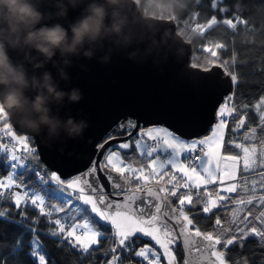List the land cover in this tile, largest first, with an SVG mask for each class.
<instances>
[{
	"label": "snow or ice",
	"instance_id": "6c2138e0",
	"mask_svg": "<svg viewBox=\"0 0 264 264\" xmlns=\"http://www.w3.org/2000/svg\"><path fill=\"white\" fill-rule=\"evenodd\" d=\"M197 3H199V0H197ZM242 7H244L243 0H233L231 3H227L226 0H212L211 8L219 11L221 19L217 20L216 15L213 14L206 24L189 25L185 22L184 30L189 33L197 32L204 36L205 33H211L220 24L226 25L228 29L233 31L237 29L238 25L251 28L252 25L249 24V21L244 18L243 13L240 11ZM192 15L195 18L198 13H192ZM172 20L176 21L177 18L174 17ZM189 38L191 39L190 35ZM226 48L227 46L222 42L213 43L208 41L201 46L200 51L209 53L210 56L202 63H193L191 66L205 73H211L213 66L219 67L223 69V74L230 77V83L235 87L238 84L237 75L234 71L230 72L225 67L228 61L221 62L216 51L219 49L226 50ZM197 59L199 60V57ZM232 63H236L235 53L232 56ZM211 78L212 76L205 77V79ZM229 99H231V96ZM262 105H264V97L255 106L256 111L259 113L260 135H257V128L250 127V132L245 133L243 136L246 141L257 140L259 142L261 146L260 162L257 163L255 158L257 152L255 144L251 145V149L244 144L234 145L235 148L241 149L243 154L242 171L245 173L250 172L253 168H264V111H261ZM245 107L247 106L245 105ZM234 112H236L235 107H229L227 104L220 106L217 110L219 119L216 124V129L220 131L213 132V135L206 139H193L190 142L183 141L179 135L166 127L137 128L136 120L131 117L117 121L113 128L105 133L102 142L96 145L100 149H104L105 145H108V148L105 149L107 155L104 156V162L99 166L93 162L86 172L65 180L55 171L49 173L46 168L41 169L34 165L33 161L38 159L36 149L30 147L28 137L18 136L12 130L10 123L7 122L8 111L0 107V121H4L3 127L0 128V135L8 136L15 141L12 145L8 143L0 144V151L5 153L4 159L8 161L6 167L11 169L3 179H0V201L10 204L16 212V215H13L7 211L3 204H0V264H25V261H27V264H55L45 254L46 249L37 238L36 230L37 225L40 223L39 219L30 220L25 215L28 208L33 209L37 217H43L44 222L50 226L51 230L45 235L57 238V242L60 244L76 248L82 256L91 257L94 252L100 251L102 242L107 243L112 240L114 244L110 247V252L116 253L117 249L130 252L132 257L141 258L140 264H144V262H147V264H160L161 256L167 258V264H175V256L169 245L173 244L180 236H183L187 246L189 239L194 235L201 238L199 241L200 247L196 251L211 249L210 257L215 258V260L211 261V264H247V261L242 262L234 255L226 259V252L233 250L237 246L243 247V242L250 236L259 237V246L264 247V230L257 228L254 224L249 227V224H251L249 216H252V209H248L242 220L239 219L236 211H234L232 223L236 224L237 220H239L237 226L235 228H221L220 232L214 235L213 232H201L199 228H190V226H193V220L184 211V206L190 205L194 207L195 203H199V201L194 202L190 193L178 195L176 189L180 185L174 184L171 191L166 188H160L159 191L147 188V194L154 197L157 201H161L165 209H167L162 213L161 203L151 204L149 202L155 212L148 215L147 218H145L144 209L139 207L133 209V204L138 198L136 193L145 189L140 184L136 186L135 191L130 187L133 180L140 181L142 184L150 180L154 181L155 177L160 175V170L167 168L169 165L173 169L183 172L188 177L182 184L184 188L198 186V184H190L188 182L193 180V176L189 175V171L195 174L197 180H202V177L196 172L197 167L207 173L209 177L207 181L203 182L213 183L215 174L219 171V165L217 164L209 170V165L212 163L211 159L202 158L199 154L194 156L192 154L197 153L199 147L200 151L203 152V157L218 155L220 148L223 147L222 130L227 126L228 118H232L237 130L245 125L244 119L239 114L234 115ZM117 129L123 135H131L132 130L135 129L137 136L141 137L140 139L134 138L132 141L118 143L116 148L128 149L134 143L135 147L140 149L139 154L141 157H152L153 159L148 161V175H144L145 169L143 167L138 169L130 163H125L119 150H112L110 141L115 138ZM218 135L220 139L214 141V138ZM143 137H147L150 141H155V144L147 143ZM211 143H215V147H210L209 151L204 152V148L209 147ZM21 145L23 152L19 151L18 148ZM181 150L188 154L186 156L187 159L199 161V163L193 164L190 170H186L187 166L179 163ZM161 152L168 154L162 161L159 155ZM221 158L237 162L240 160L239 156ZM157 161H160L159 170L153 167ZM97 167L100 168L101 174L104 175L111 188L121 190L127 188L129 193H131L125 197V203L121 204L113 201L104 194L103 185L97 175ZM112 173L116 175L113 176ZM125 173H128V175ZM164 175L170 174L164 172ZM258 175L260 177L259 186L264 189V172H260ZM89 176L92 178L91 182L88 180ZM23 177H28V179H23ZM175 179V175L171 174L168 183L172 184ZM181 179L183 180V177ZM29 180L32 181L31 184ZM121 180L124 182L123 184L120 183ZM256 184L257 181L252 180V187L249 188V178L242 176L239 188L236 184H232L225 188L224 191L226 193H252L236 199L235 203L237 205H252L254 200L264 205V194L255 195ZM36 189H40V191ZM41 192L44 194L41 195ZM161 193L165 195L161 196ZM168 196L177 197L180 206L178 209L171 208L167 200ZM57 198L62 203V207H58L52 202ZM232 199L231 196L221 197L217 193V200L232 201ZM80 204L87 207H80ZM219 207L221 205L216 200L211 199V195H209L204 201L202 212L215 215L213 210ZM240 210L242 209L237 211ZM169 212L176 214V223L180 225L178 234L175 229L169 226L167 221L162 220V216H168ZM59 213L64 215L54 218ZM253 218L264 228V210H261L259 215ZM215 224L221 226V220L217 218ZM9 227L19 229V232L15 234L10 243L8 242ZM100 228L105 230L101 231ZM161 228L165 239H161L160 235H158L161 232ZM28 234H31V239L27 241V251L25 252V237ZM138 234L149 237L164 251L158 253L154 247L149 246L136 250V240L139 239ZM217 246H219V250ZM107 254L105 253V255ZM259 259L264 260V254ZM83 264H89V262L84 261ZM107 264H125V262L116 255L111 257ZM183 264H188V261L185 260Z\"/></svg>",
	"mask_w": 264,
	"mask_h": 264
},
{
	"label": "clouds",
	"instance_id": "9594fccd",
	"mask_svg": "<svg viewBox=\"0 0 264 264\" xmlns=\"http://www.w3.org/2000/svg\"><path fill=\"white\" fill-rule=\"evenodd\" d=\"M189 3L190 0H0V107L22 129L40 136L48 146L82 139L89 122L70 114L61 116L67 105L83 99L81 89L61 87V82L71 80L68 69L81 58L108 63L114 52L126 51L133 45L136 47L128 52L129 59L165 50L181 55L182 49L174 46L180 40L190 42L189 36L183 32L173 34L164 22L179 16ZM75 10H79L78 15L70 19V12Z\"/></svg>",
	"mask_w": 264,
	"mask_h": 264
},
{
	"label": "water",
	"instance_id": "95a60500",
	"mask_svg": "<svg viewBox=\"0 0 264 264\" xmlns=\"http://www.w3.org/2000/svg\"><path fill=\"white\" fill-rule=\"evenodd\" d=\"M78 11H71L69 18L75 19ZM164 27L173 34L177 33L172 19L165 21ZM135 47L136 45H133L126 51L114 52L108 63H100L98 58H81L68 69L71 80L61 82V87L65 90L70 87L81 89L83 99L79 103L67 105L61 111V116L67 117L70 114L78 120L85 119L89 122L90 127L82 139L67 140L66 144L57 142L48 146L40 136L22 129L9 115L7 121L13 130L31 138L40 162L46 168L56 171L63 179L86 172L93 162L98 166L102 164L108 145L106 144L104 149L97 148L96 145L117 121L127 117L136 120L137 128L159 125L185 140L205 135L215 122L218 105L224 96L233 90L230 77L223 74V69L213 66L211 73H205L191 66L190 42L180 40L174 46L182 49L179 56L174 50H165L159 54L154 52L149 56L141 55L136 59H129L128 52ZM144 47L145 45H140L141 51ZM81 65L88 70L84 71ZM48 67L55 75V69L51 65ZM209 76L212 78L205 79ZM136 133L133 129L131 135H116L110 141L112 149L116 148L118 143L132 140ZM61 148L64 151H61ZM97 175L103 185L104 194L113 201L125 203V197L131 194L127 188H111L99 167ZM91 179L89 176V182ZM120 183L124 182L121 180ZM142 188L145 190L136 193L138 198L133 204V209H144L145 218L155 212L151 204L161 203L162 213L167 210L161 201L147 194V188L159 191L158 185L147 184ZM164 195L161 193V196ZM167 200L171 208L178 209L169 197ZM175 215L169 212L168 216H162V220L167 221L178 234L180 225L176 223ZM200 239L193 235L186 246L185 238L180 236L174 243L181 249L182 262L175 264H183L185 260L188 264H211V261L215 260L210 257L211 249L196 251L200 247ZM125 264L138 263L128 261Z\"/></svg>",
	"mask_w": 264,
	"mask_h": 264
},
{
	"label": "trees",
	"instance_id": "16d2710c",
	"mask_svg": "<svg viewBox=\"0 0 264 264\" xmlns=\"http://www.w3.org/2000/svg\"><path fill=\"white\" fill-rule=\"evenodd\" d=\"M212 0H190V3L186 10H184L175 22L176 32H183L186 35H190V44L192 53L195 54V58L191 59V64L193 63H202L206 58L210 56L209 53L201 52V46L205 45L208 41L222 42L227 48L216 50L218 52L220 61H228V64L225 67L228 68L230 72L234 71L238 78V84L233 87L232 90V107H235L236 112L234 115L239 114L245 121L244 127L237 130L236 124L233 123L232 118L230 117L227 121V126L225 128L223 147L221 149L222 155H233L239 156V170L238 178L236 179L237 186L239 188L241 177L247 176L249 178V188L252 187L251 181L256 180V196L264 194V189L260 188V177L258 173L264 172V168H253L248 173L242 171V152L241 149L235 148V144H255L257 150H261V146L257 140L246 141L243 139L245 133L250 132L251 128H257V135H260L261 129L259 127V113L256 111L255 106L264 97V0H243L244 7L240 9L243 13L244 18L249 21V24L252 25L251 28L247 26L238 25L235 31L228 29L226 25L220 24L211 33H205L204 36H201L197 32H187L184 30L185 22L189 25L195 24H206L207 21L211 18L213 14L216 15L217 20L221 19V14L218 10L211 8ZM227 3L233 2V0H226ZM219 7V5H218ZM192 13H198V15L193 18ZM233 53L236 55V63H232ZM199 57V60L197 59ZM215 59V58H213ZM245 105L247 107H245ZM262 109V107H261ZM238 123V121H237ZM121 134L120 130L115 131V135ZM103 138L100 140L102 142ZM31 141V140H30ZM131 141V139H130ZM231 141V143H229ZM117 149V148H114ZM113 149V150H114ZM121 153V157L127 162L138 165L144 164L146 160H143L137 153L135 147L132 145L128 149H118ZM5 153L0 151V174L3 175L9 169L6 167L7 160L4 159ZM257 163L260 162V156ZM256 158V157H255ZM38 166L43 167L44 165L40 162L39 159L33 161ZM171 175V174H170ZM170 175L165 176L170 179ZM175 175V174H174ZM23 179H28V177H23ZM31 184L32 181L29 180ZM40 191V189H36ZM44 194L43 192H41ZM177 194H182L180 191H177ZM252 194L250 193H226L223 192L221 195L223 197L231 196L232 201L223 200L219 201L221 207L214 209L212 213H203L202 207L205 201V196L202 193L192 196L195 206L186 205L184 206V211L186 214L193 220V226L190 228H199L201 232H213V234H218L221 228L232 227L235 228L239 223L237 220L236 224L232 223L233 212L236 211L237 216L240 220L243 219L244 215L247 214L248 209H252V216H249L251 227L253 224L261 229L262 226L256 221L253 217L259 215L261 210H264V205L258 203L257 200L253 201L252 205H237L235 200L240 196H247ZM171 202L180 207L178 204V199L175 196H168ZM57 200H59L57 198ZM0 204H3L8 212L16 215L15 209L5 201H0ZM80 207H87L83 204L79 205ZM238 209H242L237 211ZM38 211V210H37ZM25 215L30 220L39 219L40 223L37 225V238L44 245L46 249V255L50 258V261H54L55 264H83L84 261H88L89 264H107L108 259L111 257V252L109 251L110 244L112 240H109L107 243L102 242L100 245V251L94 252L91 257L82 256L81 253L76 248L68 247L64 244L57 242V238H54L50 235H45L49 232L50 226L44 222L43 217H37L35 211L31 208L26 210ZM59 214H56L57 218ZM94 216V214H92ZM211 217V218H209ZM221 220V226L215 224L216 219ZM242 226V225H241ZM107 227V226H105ZM101 231H104V228H100ZM19 232L18 228L9 227L8 229V242L10 243L15 234ZM231 235V233H229ZM139 239L136 240L137 246L143 244H152L151 240L148 237L138 234ZM31 239V234H28L25 237V249L27 251V241ZM259 237H249L243 242V247H235L233 250L226 252V259L235 256L238 260L247 261V264H264V260L259 259V257L264 254V247L259 246ZM173 255L175 256L176 263L182 262V253L180 247L173 243L170 247ZM219 250V246H217ZM105 253H108L105 255ZM119 256L120 260H123L125 263L128 261H134L140 264V259L131 256L130 252H124L120 249H117V252L114 253ZM163 259V258H162ZM27 264V261H25ZM145 264V263H144Z\"/></svg>",
	"mask_w": 264,
	"mask_h": 264
},
{
	"label": "rangeland",
	"instance_id": "374dc122",
	"mask_svg": "<svg viewBox=\"0 0 264 264\" xmlns=\"http://www.w3.org/2000/svg\"><path fill=\"white\" fill-rule=\"evenodd\" d=\"M259 102H260V101H259ZM259 102H258V103H259ZM258 103H257V104H258ZM224 104H227V102H226L225 100H224V101L222 100L221 103L218 105V107H217V109H216V115H217V110H218V108H219L220 106L224 105ZM257 104H256V105H257ZM261 107H262L261 111H264V105H262ZM217 123H218V120H215V122L211 125L209 131H208L205 135H203V136H201V137H199V138H197V139H206V138L212 136V135H213V132H219L220 130L216 129V124H217ZM225 128H226V127H225ZM225 128L222 130V131H223V140H224ZM17 135H18V134H17ZM18 136H21V135H18ZM22 136H24V135H22ZM181 139H182V138H181ZM219 139H220V137H219V135H218L217 137L214 138V141H218ZM182 140L185 141V142H190V141L193 140V139H190V140L182 139ZM251 145H253V144H249V145H245V146H247V147H249V148L251 149ZM210 147H211V148H214V147H215V143H211L210 146L206 148V149H207L206 152L210 150ZM221 149H222V148H220L218 155L210 156V157H204V158H205V159H211V161H212V163L209 165V170H211V169H212L213 167H215L217 164L219 165V171L216 172V174H215L213 184H214V183H217V182H218V181H217L218 179H219V180H223V179L226 178V177H229V178L232 179V180H229V181H220V184H224V183H225V184L227 185L226 187L221 188L220 190L217 189V193L219 194V196L223 197V195H221L220 192H221V193L225 192L224 189L227 188L228 186L232 185V184H236V185H237V183H236V179L238 178L239 162H237V161H233V160H231V159H222L221 157H233V155H222V154H221ZM112 150H113V149H112ZM114 150H118V149H114ZM260 152H261V150H259V151L257 150V152H256V160L259 159L258 154H259V156H260ZM138 153H139V152H138ZM105 155H107V152L104 153V156H105ZM185 155H187V153H186L184 150H181V155H180V157H179V163L182 164V165L187 166V169H186V170H190L192 166H191V165H188V164H187L184 160H182V158H181L182 156H185ZM104 156H103V162H104ZM250 159H251V157H250ZM150 160H151V159H149L148 161H150ZM148 161H147V163H144V164H138V165H134V164H132V166L135 167V168H138V169L141 168V167H143V168L145 169V172H144V173L149 174L148 166H147ZM114 162H115V161H114ZM125 163H129V162H127V161L125 160ZM130 164H131V163H130ZM169 167H170V169H171L174 173H176V176H180V178L183 177V181H186V180L188 179V177L185 176L183 172L177 171V169H173V168L171 167V165H169ZM10 171H11V170H10ZM10 171H8L7 173H9ZM196 172L199 173L200 177L203 178V181H207V180L209 179L207 173L203 172L199 167L196 168ZM7 173H6V174H7ZM6 174H5V175H6ZM125 174L127 175L128 173H125ZM5 175L0 176V179H3V178L5 177ZM189 175L193 176V180H191V181H192V182H196L197 179H196V177H195V174H194V173H191V172L189 171ZM232 177H234V178H232ZM71 178H74V177H70L69 179H71ZM191 181H188V182L191 183V184H193ZM194 187L199 189V187H197V186H194ZM181 193H183V192H181ZM217 193H216V194H212V195H211V199L216 200V202L219 204V201H220V200H217V196H216ZM208 197H209V196H208ZM208 197H207V198H208ZM214 197H215V198H214ZM178 202H179V201H178ZM162 232H163V229L161 228V232L158 233V235H160V238H161V239H165V237L162 235ZM141 235H142V234H141ZM142 236H143V235H142ZM148 238H149V237H148ZM149 239H150V238H149ZM150 240H151V239H150ZM151 242H152V244H148V243H146V244H143V245L137 246V249H136V250H139L140 248H143V247H145V246H149V247H154V248L157 250L158 253H161V252L164 251L163 249H161V248L159 247V245H156L154 241L151 240ZM169 247H171V245H169ZM113 256H116V254L112 253V254H111V257H113ZM111 257L108 259V261L111 259ZM135 258L141 260V258H139V257H135ZM162 258H163V259H162ZM164 262H167V258L164 257V256H161V257H160V264H164ZM144 263L147 264V262H144Z\"/></svg>",
	"mask_w": 264,
	"mask_h": 264
},
{
	"label": "built area",
	"instance_id": "2783aa9c",
	"mask_svg": "<svg viewBox=\"0 0 264 264\" xmlns=\"http://www.w3.org/2000/svg\"><path fill=\"white\" fill-rule=\"evenodd\" d=\"M192 58H195V54L194 53H191L190 54V59H192ZM231 96V99H229V97ZM226 102H227V105L229 106V107H232V92H230V93H228L224 98H223ZM230 118V117H229ZM229 118H228V120H229ZM216 119L218 120L219 118L218 117H216ZM227 120V121H228ZM8 122V121H7ZM3 123H4V121H0V128H2L3 127ZM9 123V122H8ZM12 130H13V128H12ZM14 131V130H13ZM16 134H18V133H16ZM18 135H22V134H18ZM25 136V135H24ZM26 137V136H25ZM135 138L136 139H140L141 137H138L137 136V134H136V136H135ZM143 139L147 142V143H149V144H155V141H150V140H148L147 139V137H143ZM29 142H30V147H34V144H33V142L32 141H30L29 140ZM5 143H8L9 145H12V144H14L15 143V141H13L10 137H8V136H4V135H0V144H5ZM18 148H19V151H21V152H23V147H22V145L21 146H18ZM35 148V147H34ZM204 150H205V148H204ZM203 150V151H204ZM137 152H140V150H138L137 149ZM139 154V153H138ZM197 154H199L200 156H202L203 155V152H201L200 151V149H199V147H198V149H197V153H193L192 155L194 156V155H197ZM188 155V154H187ZM187 155H185V156H183V160L188 164V165H191V166H193V164H197V162L198 161H194V160H192V159H187L186 158V156ZM139 156H140V154H139ZM141 157V156H140ZM143 160H146V159H148L149 157H141ZM9 159H10V157H9ZM7 163H8V161H7ZM34 163V162H33ZM7 165V164H6ZM34 165H37L36 163H34ZM38 166V165H37ZM39 168H41V169H45V168H42V167H40V166H38ZM11 170V169H10ZM48 171H49V173L50 172H52V171H54V170H50V169H47ZM56 172V171H55ZM58 174V173H57ZM59 175V174H58ZM128 175V174H127ZM144 175H148L147 173H144ZM175 177H176V179L173 181V183L172 184H169L168 183V178L167 177H162V178H160V177H155V179H154V181L153 180H150V181H148L147 183H141L140 181H136V180H133L132 181V189H136V186L138 185V184H140L141 185V187H143L144 185H147V184H156V185H158L159 186V188H166V189H168L169 191H171L172 189H173V185L174 184H176V185H180L176 190L177 191H180V192H183V193H190L191 194V196H193V195H196V194H199V193H202L203 195H207L208 194V189H198V188H195L194 186L193 187H189V188H184L183 186H182V184H183V180L180 178V176H176L175 175ZM62 178V177H61ZM63 179V178H62ZM191 184V183H190ZM113 244H114V241H112L111 242V244H110V247L111 246H113ZM110 249V248H109ZM111 254H112V252H111Z\"/></svg>",
	"mask_w": 264,
	"mask_h": 264
},
{
	"label": "crops",
	"instance_id": "0c3cea01",
	"mask_svg": "<svg viewBox=\"0 0 264 264\" xmlns=\"http://www.w3.org/2000/svg\"><path fill=\"white\" fill-rule=\"evenodd\" d=\"M154 126H159V125H154ZM149 127H153V126H149ZM149 127H146V128H144V129H147V128H149ZM163 127V126H162ZM207 147H205V150H204V152H206V149ZM138 149V148H137ZM138 150H140V149H138ZM159 155H160V158H161V161L162 160H164L165 159V157L168 155L167 153H163V152H161V153H159ZM202 158H204L203 157V155L201 156ZM182 158V160H183V156L181 157ZM149 159H153L152 157H149L146 161H145V163H147V161L149 160ZM159 163H160V161H157V163H156V165H154L153 167H156L158 170H159ZM199 163V161L197 162V164ZM147 166H148V171H149V165L147 164ZM8 172V171H7ZM6 172V173H7ZM164 172H168L169 174H176V173H174L171 169H170V167L168 166L167 168H165V169H163V170H160V175L158 176V177H160V178H162V177H165V176H168V175H164ZM5 173V174H6ZM5 174H3V175H5ZM0 176H2L1 174H0ZM229 180H232L231 178H229V177H226V178H224L223 180H217L218 182L217 183H204L203 182V178H202V180H196V182H192L193 184H198V186L197 187H199V189H208V192H209V194H207L206 196H205V200L207 199V197L209 196V195H212V194H216L217 193V189H221V188H224V187H226L227 185L224 183V184H220V181H229ZM220 194H221V192H220ZM41 195H43L42 193H41ZM217 196V195H216ZM215 198V197H214ZM59 199V198H58ZM53 203H55L58 207H62L63 205H62V203L60 202V200H57V199H55V200H53L52 201ZM61 215H59L58 217H62L64 214L63 213H60Z\"/></svg>",
	"mask_w": 264,
	"mask_h": 264
},
{
	"label": "flooded vegetation",
	"instance_id": "af4514ba",
	"mask_svg": "<svg viewBox=\"0 0 264 264\" xmlns=\"http://www.w3.org/2000/svg\"><path fill=\"white\" fill-rule=\"evenodd\" d=\"M115 136H116V135H115ZM175 262H176V261H175ZM165 263H166V262H165ZM165 263H164V264H165Z\"/></svg>",
	"mask_w": 264,
	"mask_h": 264
}]
</instances>
